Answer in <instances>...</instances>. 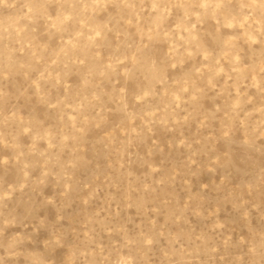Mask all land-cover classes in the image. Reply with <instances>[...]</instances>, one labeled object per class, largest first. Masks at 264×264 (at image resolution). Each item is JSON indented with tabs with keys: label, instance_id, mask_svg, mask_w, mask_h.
Wrapping results in <instances>:
<instances>
[{
	"label": "rangeland",
	"instance_id": "obj_1",
	"mask_svg": "<svg viewBox=\"0 0 264 264\" xmlns=\"http://www.w3.org/2000/svg\"><path fill=\"white\" fill-rule=\"evenodd\" d=\"M151 3H0V241L52 264H232L264 232V32ZM138 44L176 102L136 99Z\"/></svg>",
	"mask_w": 264,
	"mask_h": 264
},
{
	"label": "clouds",
	"instance_id": "obj_2",
	"mask_svg": "<svg viewBox=\"0 0 264 264\" xmlns=\"http://www.w3.org/2000/svg\"><path fill=\"white\" fill-rule=\"evenodd\" d=\"M2 2L3 0H0V3ZM233 4L246 12V15H243L239 21L235 16L224 15V10ZM124 6L128 7L129 5L125 4ZM151 7L157 11L160 18H164L165 14L172 8H179L185 11L186 17L188 14H194L198 19L202 16H210L213 19L219 17L223 21V26L229 28L234 25L241 27L247 25L248 29H251L253 24L258 23L261 31L264 32V0H168L164 4H161L159 0H152ZM70 17L71 13L65 15L63 20H68ZM63 20L61 23H63ZM249 21L251 23H248ZM96 35L100 36L101 34L97 32ZM164 35L168 36L169 33H164ZM92 39L94 37L89 38L90 41ZM178 39H182L185 45H189L194 37L190 33L187 38L180 37ZM248 39L250 42H255V38L250 31L248 32ZM231 40L232 38L229 37L224 41L226 47L230 45ZM146 47L145 44H138L129 55L123 57V59L129 60L131 65V67L124 70L126 79L131 78L137 70H142L146 79V84L142 91L137 94L136 99L147 102L157 95L156 86L160 85L162 89L160 95L167 100V103L176 102L179 98V89H173L168 85L163 71L145 53L144 49ZM197 47L199 46L197 45ZM180 48L181 45L175 42L170 45L169 67L175 66L183 57L184 53L179 51ZM188 54L191 55V53ZM223 54L226 56L228 53L225 51ZM203 55L205 59L212 56L207 50H203ZM109 67L111 68L113 65L110 64ZM120 91L123 92L124 90L121 89ZM2 142V139H0V143ZM2 163L4 161L0 160V164ZM243 246L247 249L246 253L241 258L233 261L232 264H264V232H261L258 238L251 240L243 238ZM241 251L243 252V248ZM0 264H52V262L47 258V252L44 248L29 250L22 240L13 239L7 243L0 241ZM116 264H136V262L129 259L126 262L117 261Z\"/></svg>",
	"mask_w": 264,
	"mask_h": 264
}]
</instances>
